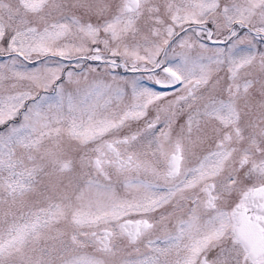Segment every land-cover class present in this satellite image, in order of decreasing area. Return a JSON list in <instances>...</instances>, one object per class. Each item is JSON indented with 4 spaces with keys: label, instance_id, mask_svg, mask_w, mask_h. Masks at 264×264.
<instances>
[{
    "label": "snow or ice",
    "instance_id": "snow-or-ice-1",
    "mask_svg": "<svg viewBox=\"0 0 264 264\" xmlns=\"http://www.w3.org/2000/svg\"><path fill=\"white\" fill-rule=\"evenodd\" d=\"M0 264H264V0H0Z\"/></svg>",
    "mask_w": 264,
    "mask_h": 264
}]
</instances>
